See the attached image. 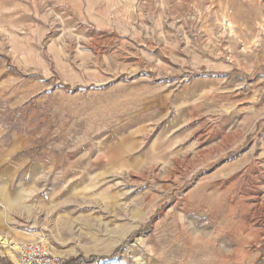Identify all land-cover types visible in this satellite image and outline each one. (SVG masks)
I'll use <instances>...</instances> for the list:
<instances>
[{"label":"rangeland","instance_id":"obj_1","mask_svg":"<svg viewBox=\"0 0 264 264\" xmlns=\"http://www.w3.org/2000/svg\"><path fill=\"white\" fill-rule=\"evenodd\" d=\"M0 125V264H264V0H0Z\"/></svg>","mask_w":264,"mask_h":264},{"label":"built area","instance_id":"obj_2","mask_svg":"<svg viewBox=\"0 0 264 264\" xmlns=\"http://www.w3.org/2000/svg\"><path fill=\"white\" fill-rule=\"evenodd\" d=\"M18 254L19 264H64V260L52 254L43 241L19 244Z\"/></svg>","mask_w":264,"mask_h":264},{"label":"crops","instance_id":"obj_3","mask_svg":"<svg viewBox=\"0 0 264 264\" xmlns=\"http://www.w3.org/2000/svg\"><path fill=\"white\" fill-rule=\"evenodd\" d=\"M8 30V29H7ZM3 133H4V130H3V128H2V126L0 125V136H2L3 135ZM1 150V149H0ZM41 171V170H40ZM198 198H204L202 195H199V197ZM196 204H202V202L200 201V200H197L196 201ZM203 206L201 205V206H199V207H197L198 209H201Z\"/></svg>","mask_w":264,"mask_h":264},{"label":"bare ground","instance_id":"obj_4","mask_svg":"<svg viewBox=\"0 0 264 264\" xmlns=\"http://www.w3.org/2000/svg\"><path fill=\"white\" fill-rule=\"evenodd\" d=\"M8 244L7 239L6 238H1L0 237V245H2L3 247H5ZM15 248V247H14ZM11 250V249H10Z\"/></svg>","mask_w":264,"mask_h":264}]
</instances>
